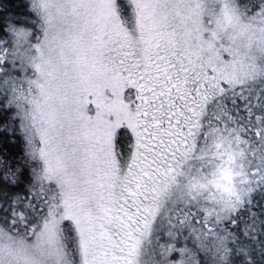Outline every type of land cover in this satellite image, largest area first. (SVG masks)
Listing matches in <instances>:
<instances>
[{
  "label": "snow or ice",
  "instance_id": "1",
  "mask_svg": "<svg viewBox=\"0 0 264 264\" xmlns=\"http://www.w3.org/2000/svg\"><path fill=\"white\" fill-rule=\"evenodd\" d=\"M0 264H264V0H0Z\"/></svg>",
  "mask_w": 264,
  "mask_h": 264
}]
</instances>
